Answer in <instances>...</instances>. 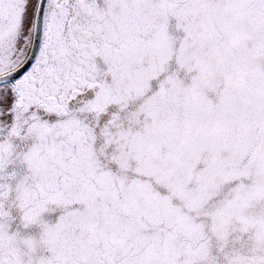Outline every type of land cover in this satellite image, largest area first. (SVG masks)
Returning <instances> with one entry per match:
<instances>
[{
	"label": "snow or ice",
	"instance_id": "snow-or-ice-1",
	"mask_svg": "<svg viewBox=\"0 0 264 264\" xmlns=\"http://www.w3.org/2000/svg\"><path fill=\"white\" fill-rule=\"evenodd\" d=\"M0 264H264V0H0Z\"/></svg>",
	"mask_w": 264,
	"mask_h": 264
}]
</instances>
